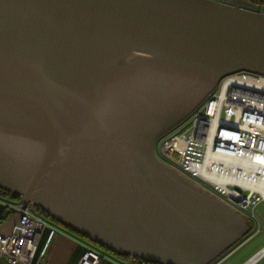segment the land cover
Returning <instances> with one entry per match:
<instances>
[{"label":"water","instance_id":"95a60500","mask_svg":"<svg viewBox=\"0 0 264 264\" xmlns=\"http://www.w3.org/2000/svg\"><path fill=\"white\" fill-rule=\"evenodd\" d=\"M238 71L264 75V12L246 0H0V184L23 215L38 204L158 260L137 242L213 194L156 142Z\"/></svg>","mask_w":264,"mask_h":264},{"label":"built area","instance_id":"2783aa9c","mask_svg":"<svg viewBox=\"0 0 264 264\" xmlns=\"http://www.w3.org/2000/svg\"><path fill=\"white\" fill-rule=\"evenodd\" d=\"M222 1V0H221ZM264 12V0H246ZM175 128V129H174ZM156 143L158 155L171 166L253 222L249 238L264 227L258 204L264 201V75L238 71L217 87ZM20 200L0 201L15 210ZM48 235L39 242L45 228ZM57 231L35 207L24 208L21 224L0 231V259L10 264H40ZM264 246L243 264H255ZM101 253L88 249L77 264H98Z\"/></svg>","mask_w":264,"mask_h":264},{"label":"flooded vegetation","instance_id":"af4514ba","mask_svg":"<svg viewBox=\"0 0 264 264\" xmlns=\"http://www.w3.org/2000/svg\"><path fill=\"white\" fill-rule=\"evenodd\" d=\"M196 193L200 197L196 217L187 218L193 222H186L178 229H166L163 235L152 233L145 242H137L138 248L166 264H197L225 245L235 215L224 200L204 192Z\"/></svg>","mask_w":264,"mask_h":264},{"label":"crops","instance_id":"0c3cea01","mask_svg":"<svg viewBox=\"0 0 264 264\" xmlns=\"http://www.w3.org/2000/svg\"><path fill=\"white\" fill-rule=\"evenodd\" d=\"M3 198L9 200L7 197ZM258 209L264 217V201L258 204ZM231 211L235 215L232 234L237 236V238L232 241V244L223 245L213 252L211 256H208L197 264H243L264 246V235L257 240H254L256 236L252 238L248 237L253 227L251 219L235 208L231 207ZM4 213L6 211L1 212L2 215ZM23 218L24 215L18 212V210H11L5 219H0V231L5 233L11 231L15 225L22 222ZM50 224L56 227L57 231L53 235L40 264H77L82 255L90 248L96 249L101 253V260L98 264H141L135 261V259L132 260L131 257L110 254L61 225L52 222ZM49 229V227L44 229L39 246L45 241ZM0 264L10 263L6 259H0Z\"/></svg>","mask_w":264,"mask_h":264},{"label":"trees","instance_id":"16d2710c","mask_svg":"<svg viewBox=\"0 0 264 264\" xmlns=\"http://www.w3.org/2000/svg\"><path fill=\"white\" fill-rule=\"evenodd\" d=\"M159 140V139H158ZM3 197H7L9 200H20L21 195L19 192L11 190L10 188L4 187L0 184V198L4 199ZM5 200V199H4ZM35 209L41 213L43 216H45L50 222L56 223L58 225L63 226L64 228L69 229L70 231L74 232L75 234L79 235L81 238L86 239L87 242L93 244L94 246L103 249L104 251L116 255V256H123V257H131V253L129 251L125 250H117L110 244L103 242L102 240H96L94 239L88 232L68 223L64 222L62 220L57 219L54 217L50 212H48L43 206L41 205H35ZM11 210H14L13 207H11L9 204H6L5 202L0 203V219L6 218L8 214L11 212ZM4 213L3 215L1 212ZM253 228V227H252ZM135 261L141 264H166L162 263L158 260H153L149 258H141L139 256L135 257Z\"/></svg>","mask_w":264,"mask_h":264},{"label":"rangeland","instance_id":"374dc122","mask_svg":"<svg viewBox=\"0 0 264 264\" xmlns=\"http://www.w3.org/2000/svg\"><path fill=\"white\" fill-rule=\"evenodd\" d=\"M175 127V126H174ZM173 127V128H174ZM172 129V128H171ZM170 129V130H171ZM175 129V128H174ZM169 131V130H168ZM168 131H166V132H164L162 135H164L165 133H167ZM162 135L160 136V137H162ZM159 137V138H160ZM158 143V142H157ZM260 207V206H259ZM264 214V213H263ZM263 235H264V227H263V229L261 230V232L259 233V234H257L256 235V237H255V239L254 240H257V239H259V238H261V237H263ZM255 264H264V256H262L258 261H257V263H255Z\"/></svg>","mask_w":264,"mask_h":264}]
</instances>
